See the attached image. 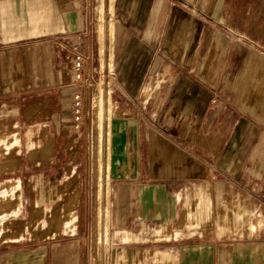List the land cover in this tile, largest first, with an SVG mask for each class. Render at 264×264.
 <instances>
[{
	"label": "crops",
	"instance_id": "1",
	"mask_svg": "<svg viewBox=\"0 0 264 264\" xmlns=\"http://www.w3.org/2000/svg\"><path fill=\"white\" fill-rule=\"evenodd\" d=\"M86 4L0 0V118H15L21 150L24 107H38L39 134L48 123L55 155L37 178L42 195L65 177L58 167L81 160L73 49H101L120 108L109 128L110 264H264V61L251 50L256 37L264 49L253 9L264 0H101L96 36ZM12 252L20 263L9 264H87L82 237Z\"/></svg>",
	"mask_w": 264,
	"mask_h": 264
},
{
	"label": "rangeland",
	"instance_id": "2",
	"mask_svg": "<svg viewBox=\"0 0 264 264\" xmlns=\"http://www.w3.org/2000/svg\"><path fill=\"white\" fill-rule=\"evenodd\" d=\"M100 4L101 0H95L97 8L92 27L93 36H96V31H98V9ZM253 9L254 13H264V7L254 6ZM259 24L254 22L256 27ZM260 39V37L254 38L252 46L255 49L251 50L258 54L256 56L260 60L264 61V49H261L260 44H258ZM101 58L102 50L92 49L91 55L88 57V63L86 62L84 66V79L81 87H79L82 90L84 100V120L77 127L84 133L81 160L76 165L70 164L58 167V173L63 176L65 174V177L56 180V182H47L44 186L45 197L42 195L43 192L41 193L39 190L37 178L41 174H45V176L49 174L52 167L48 166V163L53 160L55 155V143L48 128V123L46 122L45 126L42 125L45 130L44 133L39 134L37 119L32 117L38 107L33 106L32 103L27 104L24 107V112L31 122L25 149L21 150L19 136L15 133L18 126L15 118H0V127L4 126L5 128V133L0 137V264H9V260L13 257H17L16 260L20 263L18 257H21V252H12L16 249L20 250L48 241L72 237L83 238L87 264H110L108 231L106 249L102 251L100 244L97 243V229L94 228V225L96 226V221H94L96 220L95 208L98 204V202H95L96 199L98 201V198H96L98 184H96L97 169L95 167L96 162H94L96 161L97 146L94 99L98 95L100 84L103 86L104 98L110 99L111 123L112 114L119 111L120 108L116 93L112 92L111 86H108V78L105 77L108 72H103L101 68ZM87 64V68L91 73L89 78L85 77ZM77 88L76 85L75 90ZM158 94L151 87L144 88L142 93L145 99L152 96L156 101L159 98ZM22 104L24 103L20 101L19 105ZM45 106V118L48 120L51 112L48 103H45ZM74 127H76L75 124ZM39 145H44V149H39ZM40 159L43 160L42 163ZM112 173L111 168L108 180L109 209L113 201ZM52 186L57 190V193L53 194L51 192ZM48 218L54 222L58 221L55 224ZM49 223L51 224L49 225ZM47 231L49 232L47 233ZM50 232L54 235L45 237L50 235ZM14 239L19 240L14 241ZM96 245H98L99 250H96L98 249Z\"/></svg>",
	"mask_w": 264,
	"mask_h": 264
},
{
	"label": "bare ground",
	"instance_id": "3",
	"mask_svg": "<svg viewBox=\"0 0 264 264\" xmlns=\"http://www.w3.org/2000/svg\"><path fill=\"white\" fill-rule=\"evenodd\" d=\"M100 85L101 86H99L98 95L94 99V109H95L94 114H95V125H96L95 133H97L96 161L94 162H96V166H95L97 169V174H96L97 183L96 184H98L97 185L98 190L96 194L97 197L96 196L95 197L98 198V201L96 198H95L96 200L95 199L94 200L95 202H98V204L96 205L97 208H95L96 209V220L94 221H96L95 222L96 226L94 224L93 225H94V228L97 229L96 231L97 237H98L97 243L100 244V248L102 249V251H105L106 245H107V223H108V180L107 179L109 175V154H110V141H109L110 104H109V101H107L104 98L103 86L102 84ZM48 219L50 220V218ZM50 221L56 224L58 220H56L55 222L53 220H50ZM53 223L52 225H54ZM50 224L51 223H49V225ZM46 228H50V227H46ZM48 232L49 231H47V233ZM97 246L98 245H96V248H98ZM96 250H99V248Z\"/></svg>",
	"mask_w": 264,
	"mask_h": 264
},
{
	"label": "built area",
	"instance_id": "4",
	"mask_svg": "<svg viewBox=\"0 0 264 264\" xmlns=\"http://www.w3.org/2000/svg\"><path fill=\"white\" fill-rule=\"evenodd\" d=\"M86 31L90 33L94 24V0H86ZM74 55L72 59V70L75 76V84L77 85V89L73 93L72 96V103H71V110L73 115L74 124L76 127H79L83 120H84V100H83V93L81 88L83 77V70L86 62L88 61V56L83 54L78 49H73Z\"/></svg>",
	"mask_w": 264,
	"mask_h": 264
}]
</instances>
